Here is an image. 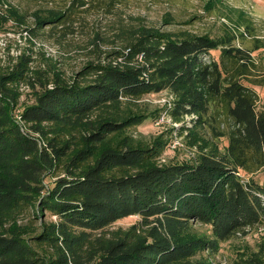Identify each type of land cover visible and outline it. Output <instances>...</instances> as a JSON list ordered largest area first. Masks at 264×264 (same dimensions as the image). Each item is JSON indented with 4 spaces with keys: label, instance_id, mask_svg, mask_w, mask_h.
Wrapping results in <instances>:
<instances>
[{
    "label": "trees",
    "instance_id": "1",
    "mask_svg": "<svg viewBox=\"0 0 264 264\" xmlns=\"http://www.w3.org/2000/svg\"><path fill=\"white\" fill-rule=\"evenodd\" d=\"M86 2L36 11L25 30L60 40ZM137 19L96 33L94 56L70 77L26 51L0 64V264H211L221 243L264 225V99L254 88L264 74L252 51L230 32ZM22 89L33 101L15 117ZM160 92L167 105L138 107ZM161 116L177 125L148 140L131 132ZM175 138L193 153L165 160ZM235 264H264V242Z\"/></svg>",
    "mask_w": 264,
    "mask_h": 264
},
{
    "label": "rangeland",
    "instance_id": "2",
    "mask_svg": "<svg viewBox=\"0 0 264 264\" xmlns=\"http://www.w3.org/2000/svg\"><path fill=\"white\" fill-rule=\"evenodd\" d=\"M70 2L71 0H0V64L26 51L31 53L35 65L46 66L49 62L47 60H55L64 74L70 77L87 59L94 56L90 52L95 48L92 40L96 33L102 38L112 37L118 24H136L137 18H141L147 25L164 31L186 30L193 34H209L215 38L230 32L234 34L237 46L252 51L255 70L264 74V50L260 47L264 44V0H87L85 5L71 9L73 32L66 33L60 40L58 37L61 32L33 36L25 30L34 26L33 14L36 11L42 14L53 9L65 11ZM48 28L47 25L39 32L47 31ZM98 44L103 48V42ZM212 54L216 56L218 52L212 51ZM254 88L259 96L260 106L264 99V87ZM22 91L20 102L15 108V117L24 106L33 101L30 89ZM171 100L168 93L160 92L143 95L137 100V104L150 113ZM159 119L155 121L153 117H148L131 132L138 138L148 140L176 126L171 119ZM185 147L184 139L175 138L169 148L165 149L162 158L186 159L193 152ZM44 180L47 182L52 178L46 177ZM137 220L136 215L129 216L116 220L111 227L125 228ZM195 226L199 231H207L198 223ZM262 242L264 230L250 229L244 235L221 243L217 253L210 258L211 264H235L240 255L255 253ZM199 256L206 257L207 252L203 251Z\"/></svg>",
    "mask_w": 264,
    "mask_h": 264
},
{
    "label": "built area",
    "instance_id": "3",
    "mask_svg": "<svg viewBox=\"0 0 264 264\" xmlns=\"http://www.w3.org/2000/svg\"><path fill=\"white\" fill-rule=\"evenodd\" d=\"M163 118H164V116H161L160 117V119H162L163 120ZM159 119V120H160ZM175 125H177V123H174ZM260 231H262V230H264V225L263 226H259V227H257ZM248 230H250V228L249 227H247L246 228V231H248ZM237 234V236H241V233L240 232H238V233H236Z\"/></svg>",
    "mask_w": 264,
    "mask_h": 264
}]
</instances>
